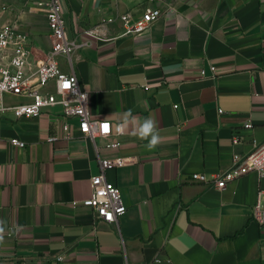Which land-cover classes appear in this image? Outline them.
Wrapping results in <instances>:
<instances>
[{
	"label": "crops",
	"instance_id": "crops-1",
	"mask_svg": "<svg viewBox=\"0 0 264 264\" xmlns=\"http://www.w3.org/2000/svg\"><path fill=\"white\" fill-rule=\"evenodd\" d=\"M38 1L0 2V24L26 34L33 62L51 45ZM146 7L160 14L135 34L129 26ZM62 8L65 35L79 45L59 66L74 71L90 116L112 131L84 136L59 105L0 114V264H264V224L251 214L264 177L249 172L223 188L190 179L227 169L234 151L264 140V0H62ZM128 110L157 123L154 148L135 123L116 131ZM97 153L131 160L105 169L126 206L115 223L82 203Z\"/></svg>",
	"mask_w": 264,
	"mask_h": 264
},
{
	"label": "built area",
	"instance_id": "built-area-1",
	"mask_svg": "<svg viewBox=\"0 0 264 264\" xmlns=\"http://www.w3.org/2000/svg\"><path fill=\"white\" fill-rule=\"evenodd\" d=\"M37 6L45 11L48 34L51 38L50 48L42 59L34 62L30 59L28 38L26 34L18 32L14 24H0V114L10 112L15 118L30 117L38 114L43 107L59 105L65 116L78 120L80 134L90 138L96 136L107 138L112 131L110 122L90 116L87 90L80 85L74 71H63L57 60L58 56H64L71 61V56L79 45L65 35L62 0L38 1ZM4 9L6 6L0 5V10ZM159 14L157 8L146 7L141 16L129 26L130 31L135 34L146 31ZM122 19L126 21L127 16L123 15ZM210 69L214 71L215 66L211 65ZM200 74H204L203 69L200 70ZM49 82L52 83L53 89L42 91V87ZM4 94L22 95L28 100L6 104L2 101ZM48 139L52 140L53 137ZM10 142L18 147L24 146V141L17 137L10 138ZM232 142H238L237 135L232 136ZM105 146L117 147L118 142L108 140ZM97 157L99 172L90 177L91 192L82 203L92 209L96 219L115 223L118 216L126 211V206L119 188L106 179L105 169L131 160L121 156L101 158L98 153ZM249 172L264 177V140L253 139L248 152L234 151L227 169L210 177L195 172L191 174L190 179L196 182H211L215 187L223 188L229 181ZM259 195L251 214L255 221L264 224V190H260Z\"/></svg>",
	"mask_w": 264,
	"mask_h": 264
},
{
	"label": "clouds",
	"instance_id": "clouds-1",
	"mask_svg": "<svg viewBox=\"0 0 264 264\" xmlns=\"http://www.w3.org/2000/svg\"><path fill=\"white\" fill-rule=\"evenodd\" d=\"M129 122L136 124V134L144 140L148 141L147 146L154 148L159 142V134L157 131V123L151 118L137 119L132 116L131 110L125 113L123 121L118 125L116 131L123 134Z\"/></svg>",
	"mask_w": 264,
	"mask_h": 264
},
{
	"label": "rangeland",
	"instance_id": "rangeland-1",
	"mask_svg": "<svg viewBox=\"0 0 264 264\" xmlns=\"http://www.w3.org/2000/svg\"><path fill=\"white\" fill-rule=\"evenodd\" d=\"M0 2H4V0H0Z\"/></svg>",
	"mask_w": 264,
	"mask_h": 264
}]
</instances>
